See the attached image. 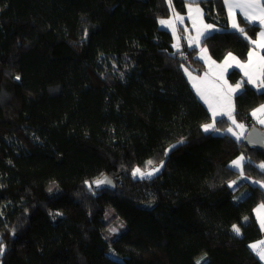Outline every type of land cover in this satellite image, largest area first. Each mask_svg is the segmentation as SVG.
<instances>
[{"label":"trees","instance_id":"obj_1","mask_svg":"<svg viewBox=\"0 0 264 264\" xmlns=\"http://www.w3.org/2000/svg\"><path fill=\"white\" fill-rule=\"evenodd\" d=\"M171 2L186 13L190 0ZM199 4L219 27L202 39L211 57L246 61L223 0ZM171 14L166 0H0V264H264L250 248L264 150L202 130L211 112L183 68L205 62L174 47L159 23ZM262 104L245 83L236 119L250 128ZM240 155L243 178L230 167ZM148 160L162 171L134 178ZM104 177L114 183L85 184Z\"/></svg>","mask_w":264,"mask_h":264},{"label":"snow or ice","instance_id":"obj_2","mask_svg":"<svg viewBox=\"0 0 264 264\" xmlns=\"http://www.w3.org/2000/svg\"><path fill=\"white\" fill-rule=\"evenodd\" d=\"M166 2L168 6L172 8L173 14L169 19H161L159 23L171 29L173 35L176 37V44L174 47L179 50L181 47V36L177 34V23L182 24L185 17L175 12L171 0H166ZM199 3L200 0H190L186 5L187 15L192 20V27L195 30V35L188 34L185 38L188 46L193 50L201 44V39L205 37L206 34H210L211 31L214 30V25L204 23L203 9L200 8ZM223 4L227 8L232 29L241 34L243 38L252 45V49L247 53L246 62L240 61L232 52H228L224 56L223 61L217 63L207 55L206 47H200L199 59L208 63V71L204 73L203 77L193 76L187 68H183V71L191 80L199 97L211 110V123H206L201 126L204 132H220L221 130L216 127L217 117H220L221 123H230L231 126L224 129V132L231 134L236 141L245 139L250 143H256L258 141L245 135L246 126L243 123H239L235 118L233 96L243 89L245 83L254 86L256 89H264V55H261V51H264V0H223ZM237 10L240 11L246 22L260 27L261 30L257 34V39H252L248 36L247 31L240 26L236 16ZM184 31L187 33V28H185ZM180 55L184 54L181 52ZM229 68H238L243 72V78L235 85L229 84L225 78V73ZM209 77H211V79H209ZM15 79L19 80L20 77L16 76ZM251 116L256 119L258 124L264 125V104L255 108L251 112ZM182 142L183 141H180L178 143ZM172 147H175V145ZM245 160L246 157L240 155L232 160L230 165L231 168L239 172L241 178L244 177L243 165ZM249 163H251V161H249ZM160 167H163L162 162L157 166L152 160H148L145 162L144 169L136 167L132 170L131 175L134 178L138 177L140 179L151 178L160 170ZM256 167L264 169V163L256 165ZM253 183L260 184L264 187V181H253ZM85 184L89 190H91L93 184L98 188L100 185L111 184V181L108 180L107 177H104L96 179L91 183L85 181ZM236 184L237 181L233 180L229 183V187H233ZM256 211L261 227L264 228V215L261 214L262 211H264V204H261ZM109 231L115 233L118 229L111 228ZM233 231L237 235L240 234V228L236 225H233ZM250 248L256 252L260 260L264 261V240L251 244ZM3 251L4 246L2 241H0V254H2Z\"/></svg>","mask_w":264,"mask_h":264},{"label":"crops","instance_id":"obj_3","mask_svg":"<svg viewBox=\"0 0 264 264\" xmlns=\"http://www.w3.org/2000/svg\"><path fill=\"white\" fill-rule=\"evenodd\" d=\"M199 6H200V8L201 9H203L202 8V6L199 4ZM225 8H226V6H225ZM226 10H227V8H226ZM186 15H187V12H186ZM236 16H237V21H238V23L240 24V26L242 27V25H241V19H243V20H245L244 18H243V16H242V14L240 13V11L239 10H237V12H236ZM187 19H186V22H187V27H190L191 28V33L193 34V35H195V30L193 29V27H192V20L189 18V17H186ZM227 18H228V23H229V26L231 27V21H230V18L228 17V13H227ZM203 21H204V23L205 24H208V21L205 19V17H204V9H203ZM246 21V20H245ZM232 28V27H231ZM216 29H219V27L217 26V25H215L214 26V30H216ZM214 30H212V31H214ZM261 29H259V31H260ZM180 36H181V40H180V44H181V47H180V49L179 50H183L184 48H186V47H189L188 46V44H187V40H186V34L184 33V29H183V27H181V25H180ZM211 31V32H212ZM183 32V33H182ZM259 33V32H258ZM257 33V34H258ZM258 38V35L255 37V38H253V39H257ZM201 43H202V41H201ZM176 44V39H174V45ZM199 49H200V45L199 46H197ZM201 47H204V46H202L201 45ZM176 48V47H175ZM190 48V47H189ZM177 49V48H176ZM252 49V48H251ZM198 55H199V53H198ZM207 55L208 56H210L211 57V55H210V53L209 52H207ZM234 55V54H233ZM261 55H264V51H261ZM237 57V56H236ZM238 58V57H237ZM211 59L212 60H214L212 57H211ZM239 59V58H238ZM240 60V59H239ZM204 61V60H203ZM215 61V60H214ZM240 61H242V60H240ZM205 62V61H204ZM242 62H246V61H242ZM221 63V62H220ZM205 70L203 71V72H207L208 71V63H206L205 62ZM232 69H234V68H229L228 70H227V72L225 73V78L227 79V81L229 82V84H232V83H230V81H229V79H228V73L230 72V70H232ZM235 69H238V68H235ZM240 70V69H239ZM191 71H192V69H191ZM241 72H242V70H240ZM203 74V73H202ZM201 74V75H202ZM242 74H243V72H242ZM192 83V82H191ZM232 85H235V84H232ZM195 89V88H194ZM197 93V92H196ZM237 94V93H236ZM235 94V95H236ZM198 95V94H197ZM235 95L233 96V104H234V99H235ZM199 96V95H198ZM204 102V101H203ZM210 110V109H209ZM210 112H211V110H210ZM254 121H255V124H258L257 123V121H256V119L254 118ZM245 125V124H244ZM258 125H260V124H258ZM246 126V128H249V126L250 125H245ZM261 127H263L264 128V125H260ZM261 204H259V205H257V207L255 208V215H256V217H257V208L260 206ZM262 215H264V211H262V213H261ZM257 220L259 221V219H258V217H257ZM259 224H260V222H259ZM260 226H261V224H260ZM261 229H262V232H263V236H262V238L261 239H259V240H257V241H254L253 243H258L259 241H262V240H264V228H262L261 227ZM252 243V244H253ZM264 262V261H263Z\"/></svg>","mask_w":264,"mask_h":264},{"label":"rangeland","instance_id":"obj_4","mask_svg":"<svg viewBox=\"0 0 264 264\" xmlns=\"http://www.w3.org/2000/svg\"><path fill=\"white\" fill-rule=\"evenodd\" d=\"M175 12L176 13H179L181 16H184L185 17V19H184V21H183V23L182 24H180V23H177V34L178 35H180V25H181V27H183V29H185V28H187V33H185V31H184V33L186 34V35H188V34H191V35H193L192 33H191V28L190 27H187V22H186V17H188V15H186V13H180V12H178L177 10H175ZM173 14V13H172ZM172 14L169 16V17H166V18H161V19H169L170 17H172ZM160 19V20H161ZM208 24H212V25H214L215 26V24L214 23H211V22H208ZM161 25V24H160ZM162 26V25H161ZM162 27H164V26H162ZM166 28V27H165ZM170 31H171V29L170 28H168ZM172 32V31H171ZM183 33V32H182ZM207 35V34H206ZM204 38V37H203ZM202 38V39H203ZM174 39H176V37H175V35H174ZM202 39H201V41H202ZM201 45L202 44H200V47H201ZM207 52H209L208 51V49H207ZM188 58V55H187V57L185 58V59H187ZM217 62V61H216ZM217 63H220V62H217ZM185 68H187L188 69V71L189 72H191L192 73V75L193 76H198V77H203L204 76V73L205 72H201V73H197V72H194L193 70L191 71V69L188 67V66H184ZM203 73V74H202ZM202 74V75H201ZM209 79H211V77H209ZM228 79H229V77H228ZM230 81V80H229ZM190 82H191V80H190ZM231 83V82H230ZM192 84V83H191ZM232 84H235V83H232ZM259 90H262V89H259ZM234 108H235V99H234ZM235 114V113H234ZM217 118H219V117H217ZM235 118H236V115H235ZM237 120V119H236ZM238 121V120H237ZM239 122V121H238ZM239 123H241V122H239ZM221 131L220 132H216V133H226V132H224V129H220ZM245 131H246V129H245ZM244 156V155H243ZM154 162V164L155 165H160L161 164V162L163 163V167H164V164H165V162H164V160H159V161H157V162H155V161H153ZM231 165V164H230ZM163 167H160V170L157 172V173H155L153 176H155V175H157L158 173H160L161 171H162V169H163ZM142 169H144V168H142ZM152 176V177H153ZM138 178V177H137ZM237 187V184L236 185H234L232 188L233 189H235Z\"/></svg>","mask_w":264,"mask_h":264},{"label":"water","instance_id":"obj_5","mask_svg":"<svg viewBox=\"0 0 264 264\" xmlns=\"http://www.w3.org/2000/svg\"><path fill=\"white\" fill-rule=\"evenodd\" d=\"M246 136H250L252 139L258 141L256 143H250L248 140L243 139V143L246 146L254 149H263L264 150V128L258 124H253L246 133ZM113 184L112 179H108Z\"/></svg>","mask_w":264,"mask_h":264},{"label":"built area","instance_id":"obj_6","mask_svg":"<svg viewBox=\"0 0 264 264\" xmlns=\"http://www.w3.org/2000/svg\"><path fill=\"white\" fill-rule=\"evenodd\" d=\"M184 55H182L183 58H186L187 57V54L184 52L183 53Z\"/></svg>","mask_w":264,"mask_h":264}]
</instances>
